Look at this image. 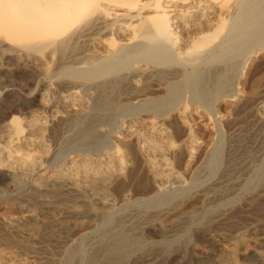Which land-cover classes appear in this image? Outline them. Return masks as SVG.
<instances>
[{
	"label": "bare ground",
	"instance_id": "6f19581e",
	"mask_svg": "<svg viewBox=\"0 0 264 264\" xmlns=\"http://www.w3.org/2000/svg\"><path fill=\"white\" fill-rule=\"evenodd\" d=\"M264 0H0V264H264Z\"/></svg>",
	"mask_w": 264,
	"mask_h": 264
},
{
	"label": "rangeland",
	"instance_id": "374dc122",
	"mask_svg": "<svg viewBox=\"0 0 264 264\" xmlns=\"http://www.w3.org/2000/svg\"><path fill=\"white\" fill-rule=\"evenodd\" d=\"M262 86L263 87L260 88L259 93H260V96L263 98L264 97V81L262 83ZM263 100H264V98H263Z\"/></svg>",
	"mask_w": 264,
	"mask_h": 264
}]
</instances>
